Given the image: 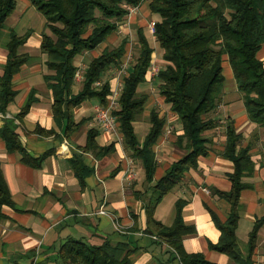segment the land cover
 <instances>
[{
    "label": "crops",
    "instance_id": "obj_1",
    "mask_svg": "<svg viewBox=\"0 0 264 264\" xmlns=\"http://www.w3.org/2000/svg\"><path fill=\"white\" fill-rule=\"evenodd\" d=\"M149 2L140 0L137 5H127L126 8H131H127L115 32L95 49L75 55L72 94L81 89L89 61L123 38L127 40L123 60L129 55L124 76L127 75L138 55L140 29L153 48L151 59L162 67V49L150 30V24L160 16L150 11ZM6 23L8 38L0 41V76L7 62L6 44L11 33L23 39L17 53L26 54L27 59L12 77L15 95L0 117V128L9 125L24 148V151L8 149L6 139L0 135V172L11 200L1 208L0 264H61L59 249L69 238L98 243L103 237L126 244L131 249L133 264H182L166 242L146 231V204L152 198L154 185L171 162L187 152L177 144L181 124L160 95L157 75H152L148 67L146 80L138 84L137 93L146 94L147 98L142 113L132 121L142 143L151 127L150 111L155 109L165 118L162 132L152 146L157 167L152 180H148L141 162L131 156L119 130L113 133L96 122L94 114L101 105L96 97L85 98L70 109L63 104L62 116H54V94L45 78L51 71L41 50L42 34L47 29L44 15L30 0H15L1 31ZM258 58L264 65V44L258 50ZM116 68L110 67L107 72L111 92L117 82ZM78 70L82 73L80 79L75 74ZM222 73L220 100L213 112L218 124L205 134L206 153L184 172L180 182L162 195L152 217L166 226L172 225L179 203L183 222L193 227L192 233L182 237L184 251L202 253L218 264H242L247 256L250 231L264 216L263 134L246 112L227 61L223 62ZM118 103L114 110L119 108ZM26 106L20 116V110ZM90 130L94 131L93 144L86 146ZM228 130L240 136L237 148L250 146L253 161L251 174L242 177L244 187L236 206L234 236L238 261L210 245L220 237L217 221L225 222L230 215V204L216 193L231 188L228 175L234 171V163L224 153ZM129 167L134 168L135 177L128 183L124 177ZM101 209L104 213H99ZM250 261L264 264V222L257 229Z\"/></svg>",
    "mask_w": 264,
    "mask_h": 264
},
{
    "label": "trees",
    "instance_id": "obj_2",
    "mask_svg": "<svg viewBox=\"0 0 264 264\" xmlns=\"http://www.w3.org/2000/svg\"><path fill=\"white\" fill-rule=\"evenodd\" d=\"M46 19L54 37L42 34L41 50L47 56L46 65L51 73L45 75L54 94V116H62V105L68 109L85 98L96 97L106 105L111 94L110 67H118L127 50L125 38L116 45L107 46L94 56L83 73L81 89L72 94L70 86L76 70L75 55L95 49L115 32L127 14V5H137L140 0H30ZM15 0H0V31L5 18L14 8ZM149 9L160 19L154 22V37L162 49L163 65L157 73L160 95L170 110L177 115L181 133L177 144L186 149V154L171 162L166 173L157 180L152 198L146 204V231L166 242L182 264H218L202 253H188L182 248V237L193 232L180 215L177 203L176 217L166 226L152 217L154 206L167 191L180 182L184 172L195 166L199 156L206 153L208 141L205 134L214 129L218 121L213 112L220 100L224 76L223 62L232 69L239 91L242 93L246 112L262 129L264 146V65L258 58V50L264 44V0H150ZM57 23L60 26L56 25ZM23 39L11 33L6 46L7 62L0 76V112L13 99L12 77L26 61V54H18L17 47ZM138 55L131 71L123 77L120 106L114 110L118 130L131 156L140 161L146 178L152 180L157 162L152 150L161 134L165 118L157 110L149 114L151 127L142 143L137 138L132 121L142 113L146 94H138L137 86L146 80L151 52L143 32L138 30ZM100 82L96 84V82ZM22 108L19 115L26 110ZM0 135L7 141L10 150L24 151L14 131L5 125ZM94 131L90 130L87 145L93 144ZM240 136L228 130L225 154L234 163V171L228 175L229 191H216L230 204V215L225 222L217 221L220 237L211 247L225 252L236 261L239 259L234 226L236 206L242 177L251 174L253 161L250 146L237 148ZM11 203L8 188L0 172V218L1 208ZM264 216L257 220L250 231L246 247V259L242 264H251L257 229ZM131 249L121 242L101 238L98 243L69 238L60 246L61 264H133Z\"/></svg>",
    "mask_w": 264,
    "mask_h": 264
},
{
    "label": "built area",
    "instance_id": "obj_3",
    "mask_svg": "<svg viewBox=\"0 0 264 264\" xmlns=\"http://www.w3.org/2000/svg\"><path fill=\"white\" fill-rule=\"evenodd\" d=\"M127 8L130 9L131 7L129 6ZM150 30L152 33L154 32L153 23L150 24ZM128 58H129V55L127 58L122 60V62L119 64V66L115 70V78L117 82L109 96L107 104L97 106L95 114H94L96 122L100 126H102L104 129L111 131L113 133L118 132L117 118H116V115L114 114V109L117 108L119 104L118 98H119L120 89H121L122 77L126 73V69L128 67ZM159 69H160V64L156 60L151 59V63L149 66V70L151 74L157 75ZM75 74L77 78L79 79L82 78V73L79 70ZM96 84H98V82H96ZM1 116H2V113L0 112V117ZM134 177H135V170L133 167H129L124 178L129 183L134 179ZM204 190L208 192L206 188H204ZM99 213H104V210L102 209L99 210ZM119 227L120 225L116 223V229H119Z\"/></svg>",
    "mask_w": 264,
    "mask_h": 264
},
{
    "label": "rangeland",
    "instance_id": "obj_4",
    "mask_svg": "<svg viewBox=\"0 0 264 264\" xmlns=\"http://www.w3.org/2000/svg\"><path fill=\"white\" fill-rule=\"evenodd\" d=\"M56 25L60 26L59 23H57ZM8 27H9V25H8V23H6V24H5V28H4V29L1 31V33H0V41H2V42H5L6 39L8 38ZM46 33H47L49 36H51L52 38L54 37V35H53V33H52V31H51L50 28H47V29H46Z\"/></svg>",
    "mask_w": 264,
    "mask_h": 264
}]
</instances>
